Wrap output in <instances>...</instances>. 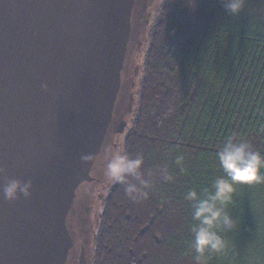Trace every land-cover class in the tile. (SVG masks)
Segmentation results:
<instances>
[{
	"label": "water",
	"instance_id": "95a60500",
	"mask_svg": "<svg viewBox=\"0 0 264 264\" xmlns=\"http://www.w3.org/2000/svg\"><path fill=\"white\" fill-rule=\"evenodd\" d=\"M160 4L0 0V186L33 183L30 198L0 194V264H94L116 183L105 149H124L137 116Z\"/></svg>",
	"mask_w": 264,
	"mask_h": 264
},
{
	"label": "trees",
	"instance_id": "16d2710c",
	"mask_svg": "<svg viewBox=\"0 0 264 264\" xmlns=\"http://www.w3.org/2000/svg\"><path fill=\"white\" fill-rule=\"evenodd\" d=\"M148 45L124 150L144 156L152 187L137 200L110 187L94 264H197L185 193L223 174L216 153L228 140L264 154V0H246L238 17L220 0H161ZM228 212L236 222L222 233L228 249L205 264H264V183L237 187Z\"/></svg>",
	"mask_w": 264,
	"mask_h": 264
},
{
	"label": "clouds",
	"instance_id": "9594fccd",
	"mask_svg": "<svg viewBox=\"0 0 264 264\" xmlns=\"http://www.w3.org/2000/svg\"><path fill=\"white\" fill-rule=\"evenodd\" d=\"M220 2L225 12L232 17H238L246 5V0ZM44 88L47 91V85ZM216 157L223 174L215 178L211 188H205L202 192L189 189L184 195L185 200L192 205V248L196 253L197 264H205L209 253L222 254L228 249V241L222 233L236 228L228 206L232 203L237 187L264 183V154L254 150L250 143L228 140L216 153ZM91 159L87 154L81 156L84 163ZM175 164L183 171L184 157L177 155ZM104 174L109 180L121 184L130 199L149 198L153 173L145 169L142 154L132 156L123 148L105 149ZM160 174L167 181L173 179L167 168L161 169ZM32 191L31 180L9 179L0 186V194L10 203L21 197L30 198Z\"/></svg>",
	"mask_w": 264,
	"mask_h": 264
},
{
	"label": "rangeland",
	"instance_id": "374dc122",
	"mask_svg": "<svg viewBox=\"0 0 264 264\" xmlns=\"http://www.w3.org/2000/svg\"><path fill=\"white\" fill-rule=\"evenodd\" d=\"M157 15V14H156ZM148 49H149V45H148ZM145 61V60H144ZM143 66H144V62H143ZM143 72H144V68H143ZM139 102H140V86H139ZM138 109H139V106H138ZM106 193V192H105ZM107 194V193H106ZM99 212L102 214V216H103V206H102V204H100V206H99ZM102 219V218H101ZM100 223H101V221H100ZM100 226V225H99ZM98 229H99V227H98Z\"/></svg>",
	"mask_w": 264,
	"mask_h": 264
}]
</instances>
